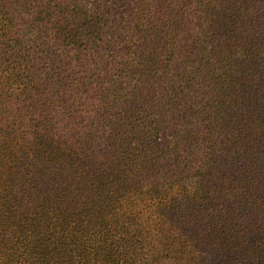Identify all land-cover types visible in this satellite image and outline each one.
Wrapping results in <instances>:
<instances>
[{
    "label": "trees",
    "instance_id": "trees-1",
    "mask_svg": "<svg viewBox=\"0 0 264 264\" xmlns=\"http://www.w3.org/2000/svg\"><path fill=\"white\" fill-rule=\"evenodd\" d=\"M0 264H264V0H0Z\"/></svg>",
    "mask_w": 264,
    "mask_h": 264
},
{
    "label": "rangeland",
    "instance_id": "rangeland-1",
    "mask_svg": "<svg viewBox=\"0 0 264 264\" xmlns=\"http://www.w3.org/2000/svg\"><path fill=\"white\" fill-rule=\"evenodd\" d=\"M86 1H91V0H86ZM124 4V3H123ZM125 4H127V3H125ZM128 5V4H127ZM120 7V6H119ZM201 10H202V7H201ZM125 11H126V9H123V11H120L119 9H118V11L116 12V14L117 15H122V16H124L125 15ZM203 15V13H202V11H200L199 10V7L197 6V5H195V7H194V9L191 11V13H190V17H189V19H190V22L193 24V23H198V22H200V16H202ZM198 33H199V31H198ZM128 37H130V36H128ZM126 41V40H125ZM127 42V41H126ZM130 55L129 54H127V53H124L123 51H121L119 54H118V56L115 58V60H114V64H115V66L118 68V69H122V68H124V67H126L125 66V63H127V61H130ZM187 57V53H182L181 55L179 54V58H180V60H183V59H185ZM178 59H176L175 61H177ZM171 92V91H170ZM169 92V93H170Z\"/></svg>",
    "mask_w": 264,
    "mask_h": 264
}]
</instances>
